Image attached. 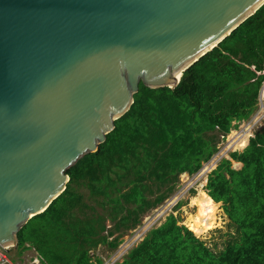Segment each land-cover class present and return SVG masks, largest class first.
I'll use <instances>...</instances> for the list:
<instances>
[{
	"label": "trees",
	"instance_id": "obj_1",
	"mask_svg": "<svg viewBox=\"0 0 264 264\" xmlns=\"http://www.w3.org/2000/svg\"><path fill=\"white\" fill-rule=\"evenodd\" d=\"M263 84L264 4L175 88L140 83L106 140L67 170L66 189L20 229V253L34 248L40 264H104L97 249L118 248L177 190L183 173L211 161L222 138L255 113ZM205 189L193 198L198 210L188 226L170 213L118 264H264V127L218 163ZM217 202L233 229L221 248L198 236L214 227Z\"/></svg>",
	"mask_w": 264,
	"mask_h": 264
},
{
	"label": "water",
	"instance_id": "obj_2",
	"mask_svg": "<svg viewBox=\"0 0 264 264\" xmlns=\"http://www.w3.org/2000/svg\"><path fill=\"white\" fill-rule=\"evenodd\" d=\"M264 0H0V246L132 106L175 88ZM236 168V167H235Z\"/></svg>",
	"mask_w": 264,
	"mask_h": 264
},
{
	"label": "rangeland",
	"instance_id": "obj_3",
	"mask_svg": "<svg viewBox=\"0 0 264 264\" xmlns=\"http://www.w3.org/2000/svg\"><path fill=\"white\" fill-rule=\"evenodd\" d=\"M258 107H261L263 110L257 108L255 113H253L249 119L254 117V120H257L258 114L264 117V84L259 95ZM249 119L243 120L238 124V126L240 124L241 126L248 124ZM261 121H263V119ZM238 126L232 129L229 136L227 135L226 138H222V141L219 144L220 150L215 154L216 159H212L211 161L205 163L202 169L193 175L183 173L180 176L177 190L160 206L147 212L146 215L143 216L142 223L137 228L129 231L123 236V242L118 248L115 250H109L106 246L101 245L97 249L96 252L103 258L104 264H118L119 261H122L123 257L126 256L129 250L140 242L150 229L160 225L172 212L180 216L182 224L188 226L189 216L196 214L198 210V206L194 203L193 198L198 195L200 190L207 192L205 186L207 184V177L209 173L216 168L218 163L223 158H230L231 152L242 148L239 146L242 141L236 145L234 140H232L237 135V130L241 127L240 126L238 128ZM262 127H264V125L260 124V126L255 129V132ZM233 167L239 169L242 167V164L238 161H233ZM180 201H183L184 203L180 207L176 208L175 205ZM217 203L218 212L214 227L202 234H199L198 236L206 240L212 247L217 246L218 248H221L223 246V240L227 237L225 234L228 231H233V229L230 227V220L224 211L222 202ZM0 249L2 248L0 247ZM6 252L11 260V263L9 264H39L38 262L27 263L30 258V252H27V250L20 253L16 246H11L7 247Z\"/></svg>",
	"mask_w": 264,
	"mask_h": 264
},
{
	"label": "built area",
	"instance_id": "obj_4",
	"mask_svg": "<svg viewBox=\"0 0 264 264\" xmlns=\"http://www.w3.org/2000/svg\"><path fill=\"white\" fill-rule=\"evenodd\" d=\"M260 110H263L261 107ZM263 119V121H261ZM249 124H251V126L253 127V130L251 131H241L238 132L237 135L232 139L234 140V143L237 145L240 141H242L244 139V137L246 136V142L248 143L250 138L255 136V129L258 128L260 126V124L264 125V117L260 114L257 115V120H254V117L248 120ZM227 136V135H226ZM229 136V135H228ZM226 138V137H225ZM243 144L241 147V149H237V150H242L243 148H245L246 143ZM232 145H233V141H232ZM219 150H220V146H219ZM219 152V151H218ZM217 152V153H218ZM2 249H0V264H9L11 263L10 257L8 256L7 252H6V247H2L0 246ZM36 262H38L40 264V259L39 257L36 259Z\"/></svg>",
	"mask_w": 264,
	"mask_h": 264
},
{
	"label": "bare ground",
	"instance_id": "obj_5",
	"mask_svg": "<svg viewBox=\"0 0 264 264\" xmlns=\"http://www.w3.org/2000/svg\"><path fill=\"white\" fill-rule=\"evenodd\" d=\"M217 46H218V45H217ZM134 100H135V99H134ZM240 126H241V124L238 126V128H239ZM251 130H253V127H252L251 124H249V122H248V124H246V125H244V126H241L240 129L237 130L236 133L241 132V131H251ZM229 134H230V133H229ZM229 134H227V135H229ZM246 139H247V137L245 136L244 139L242 140V142H240L241 144H239V146H242L243 144H245ZM212 159H216V156L214 155V157H213ZM216 161H217V160H216ZM212 168H213V167H212Z\"/></svg>",
	"mask_w": 264,
	"mask_h": 264
},
{
	"label": "crops",
	"instance_id": "obj_6",
	"mask_svg": "<svg viewBox=\"0 0 264 264\" xmlns=\"http://www.w3.org/2000/svg\"><path fill=\"white\" fill-rule=\"evenodd\" d=\"M233 161H235V160H233ZM240 164H242V163L240 162ZM207 179H208V177H207ZM27 252H30V258H29V261L27 263H34V262H36V259L39 257L37 251L34 248H30V249H27Z\"/></svg>",
	"mask_w": 264,
	"mask_h": 264
},
{
	"label": "clouds",
	"instance_id": "obj_7",
	"mask_svg": "<svg viewBox=\"0 0 264 264\" xmlns=\"http://www.w3.org/2000/svg\"><path fill=\"white\" fill-rule=\"evenodd\" d=\"M249 142H250V140H249ZM249 142L247 143V145L249 144ZM247 145H246V146H247ZM246 146H245V147H246ZM243 149H244V148H243ZM243 149H242V150H243Z\"/></svg>",
	"mask_w": 264,
	"mask_h": 264
}]
</instances>
